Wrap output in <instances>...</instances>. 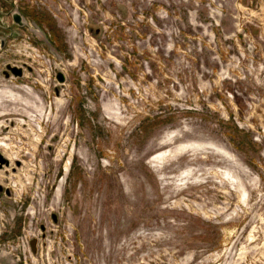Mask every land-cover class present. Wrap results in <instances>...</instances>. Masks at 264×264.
I'll list each match as a JSON object with an SVG mask.
<instances>
[{"label":"rangeland","instance_id":"obj_1","mask_svg":"<svg viewBox=\"0 0 264 264\" xmlns=\"http://www.w3.org/2000/svg\"><path fill=\"white\" fill-rule=\"evenodd\" d=\"M0 264H264V0H0Z\"/></svg>","mask_w":264,"mask_h":264},{"label":"water","instance_id":"obj_2","mask_svg":"<svg viewBox=\"0 0 264 264\" xmlns=\"http://www.w3.org/2000/svg\"><path fill=\"white\" fill-rule=\"evenodd\" d=\"M15 21L18 22L19 21V17H15ZM12 73L14 75H19V72L17 70H12ZM59 80H60V78H59Z\"/></svg>","mask_w":264,"mask_h":264}]
</instances>
